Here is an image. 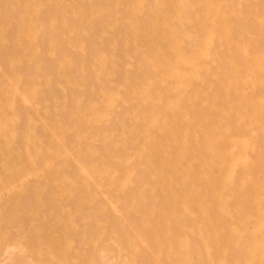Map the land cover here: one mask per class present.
<instances>
[{"label": "rangeland", "instance_id": "374dc122", "mask_svg": "<svg viewBox=\"0 0 264 264\" xmlns=\"http://www.w3.org/2000/svg\"><path fill=\"white\" fill-rule=\"evenodd\" d=\"M0 1V264H264V0Z\"/></svg>", "mask_w": 264, "mask_h": 264}, {"label": "bare ground", "instance_id": "6f19581e", "mask_svg": "<svg viewBox=\"0 0 264 264\" xmlns=\"http://www.w3.org/2000/svg\"><path fill=\"white\" fill-rule=\"evenodd\" d=\"M3 1H4V0H3ZM6 1H7V0H6ZM6 1H5V2H6ZM8 1H9V0H8ZM11 1H13V0H11ZM76 1H77V0H76ZM79 1H80V0H79ZM129 1H130V0H129ZM189 1H190V0H189ZM193 1H194V0H193ZM262 1H263V0H262ZM0 2H1V1H0ZM5 2H4V3H5ZM103 2H104V1H103ZM110 2H111V1H110ZM142 2H143V1H142ZM150 2H152V1L150 0ZM33 3H34V2H33ZM35 3H36V1H35ZM125 3H126V2H125ZM127 3H128V2H127ZM250 3H253V2H250ZM11 4H12V3H11ZM51 4H52V3H51ZM53 4H54V3H53ZM62 4H63V3H62ZM120 4H121V3H120ZM153 4H154V3H153ZM153 4H152V5H153ZM181 4H182V3H181ZM200 4H201V3H200ZM254 4H255V3H254ZM4 5H5V4H4ZM8 5H9V4H8ZM20 5H21V4H20ZM91 5H92V3H91ZM91 5H90V6H91ZM5 6H6V5H5ZM62 6H63V5H62ZM75 6H76V5H75ZM84 6H85V5H84ZM94 6H96V5H94ZM110 6H111V5H110ZM21 7H22V6H21ZM59 7H60V6H58V8H59ZM88 7H89V6H88ZM88 7H87V8H88ZM149 7H150V6H149ZM226 7H227V6H226ZM2 8H3V7H2ZM140 8H141V7H140ZM16 9H17V7H16ZM18 9H19V7H18ZM44 9H45V8H44ZM49 10H50V9H49ZM189 11H190V10H189ZM189 11H187V13H188ZM242 11H243V10H242ZM247 11H248V10H247ZM17 12H18V11H17ZM17 12H16V13H17ZM199 12H200V11H199ZM228 12H229V11H228ZM50 13H51V12H50ZM124 14H125V13H124ZM245 14H246V13H245ZM39 15H40V14H39ZM189 15H190V14H189ZM126 16H127V15H126ZM145 16H146V15H145ZM12 17H13V16H12ZM148 18H149V17H148ZM146 19H147V18H146ZM146 19H145V20H146ZM239 19H240V18H239ZM101 20H102V18H101ZM220 20H221V19H220ZM15 21H16V20H15ZM36 21H37V20H36ZM37 22H38V21H37ZM43 22H45V21H43ZM105 22H106V21H105ZM193 22H194V21H193ZM247 22H249V21H247ZM17 23H18V22H17ZM85 23H86V22H85ZM87 23H88V22H87ZM173 23H174V22H173ZM255 23H256V22H255ZM43 24H44V23H43ZM99 24H100V23H99ZM101 24H102V23H101ZM124 24H125V23H124ZM177 24H178V23H177ZM195 24H196V23H195ZM244 24H245V23H244ZM251 24H252V22H251ZM104 25H105V24H104ZM171 26H172V25H171ZM176 26H177V25H176ZM210 26H211V25H210ZM255 26H256V25H255ZM118 27H119V26H118ZM178 27H180V26H178ZM183 27H184V25H183ZM252 27H253V26H252ZM57 28H58V27H57ZM192 28H193V27H192ZM257 28H258V27H257ZM77 29H78V28H77ZM190 29H191V28H190ZM263 29H264V27H263ZM119 30H120V29H119ZM123 30H124V29H123ZM146 30H147V29H146ZM192 30H193V29H192ZM202 30H203V29H202ZM41 31H42V30H41ZM253 31H254V30H253ZM74 32H75V31H74ZM199 32H200V31H199ZM240 32H241V31H240ZM245 32H247V31H245ZM41 34H42V33H41ZM241 34H242V33H241ZM170 35H171V34H170ZM243 35H244V34H243ZM41 36H42V35H41ZM79 36H80V35H79ZM7 37H8V36H7ZM44 37H45V36H44ZM94 37H95V36H94ZM112 37H113V35H112ZM181 37H182V36H181ZM184 37H185V36H184ZM56 38H57V37H56ZM87 38H88V37H87ZM90 38H91V37H90ZM11 39H12V38H11ZM91 39H92V38H91ZM110 39H111V38H110ZM64 40H65V39H64ZM120 40H121V39H120ZM191 40H193V39H191ZM36 41H38V39H37ZM53 41H54V40H53ZM60 41H61V40H60ZM33 42H34V41H33ZM197 42H198V41H197ZM10 43H11V42H10ZM10 43H9V44H10ZM226 43H227V42H226ZM9 44H8V45H9ZM187 44H188V43H187ZM214 44H215V43H214ZM117 45H118V44H117ZM184 45H186V44H184ZM204 45H205V44H204ZM223 45H224V44H223ZM12 46H13V45H12ZM37 46H38V45H37ZM44 46H45V45H44ZM188 46H189V44H188ZM1 47L4 48V46H1ZM7 47H8V46H7ZM42 48H43V47H42ZM58 48H59V47H58ZM188 48H190V47H188ZM261 48H262V47H261ZM10 49H11V48H10ZM10 49H9V50H10ZM61 49H62V48H61ZM61 49H60V50H61ZM89 49H90V48H89ZM216 49H217V48H216ZM16 50H17V49H16ZM16 50H15V51H16ZM45 50H46V49H45ZM96 50H97V49H96ZM98 50H99V49H98ZM107 51H109V50H107ZM2 52H4V51H2ZM5 53H6V52H5ZM9 53H11V52H9ZM12 53H13V52H12ZM59 53H60V52H59ZM43 54H44V53H43ZM37 56H38V55H37ZM39 56H40V55H39ZM222 56H223V55H222ZM6 57H7V56H6ZM216 57H217V56H216ZM0 58L3 59V57H0ZM40 58H41V57H40ZM43 58H44V56H43ZM45 58H46V57H45ZM2 59H1V60H2ZM4 59H5V58H4ZM41 59H42V58H41ZM49 59H50V58H49ZM75 59H76V58H75ZM75 59H74V60H75ZM188 59H189V58H188ZM188 59H187V60H188ZM191 59H192V58H191ZM222 59H223V58H222ZM43 60H44V59H43ZM5 61H6V60H5ZM45 61H46V60H45ZM47 61H50V60H47ZM123 61H124V60H123ZM213 61H214V60H213ZM1 63L3 64L4 62H1ZM183 63H184V62H183ZM5 64H7V63H5ZM49 64H51V63L49 62ZM189 64H190V63H189ZM219 64H220V63H219ZM263 65H264V64H263ZM48 66H49V65H48ZM48 66H47V67H48ZM45 67H46V66H45ZM45 67H44V68H45ZM47 67H46V68H47ZM76 67H77V66H76ZM46 68H45V69H46ZM48 68H49V67H48ZM78 68H79V67H78ZM72 69H73V68H72ZM72 69H71V70H72ZM140 69H141V68H140ZM145 69H146V68H145ZM187 69H188V68H187ZM17 70H18V69H17ZM22 70H23V68H22ZM48 70H49V69H48ZM20 71H21V70H20ZM75 71H76V70H75ZM143 71H144V70H143ZM26 72H27V70H26ZM72 72H73V71H72ZM21 73H22V72H21ZM49 73H50V72H49ZM93 73H94V72H93ZM137 74H138V73H137ZM137 74H135V75H137ZM148 74H149V73H148ZM206 74H207V73H206ZM75 75H76V74H75ZM150 75H151V73H150ZM41 76H42V75H41ZM77 76H78V74H77ZM89 76H91V75H89ZM118 76H119V75H118ZM137 76H138V75H137ZM180 76H181V75H180ZM222 76H223V75H222ZM43 77H44V75H43ZM45 77H46V75H45ZM84 77H85V76H84ZM102 77H103V76H102ZM134 77H135V76H134ZM139 77H140V75H139ZM53 78H54V77H53ZM91 78H92V77H91ZM91 78H90V79H91ZM117 78H118V77H117ZM147 78H148V77H147ZM44 79H46V78H44ZM180 79H181V78H180ZM40 80H41V79H40ZM86 80H87V79H86ZM206 80H207V79H206ZM210 80H211V78L209 79V81H210ZM209 81H208V82H209ZM85 82H86V81H85ZM142 82H143V81H142ZM90 83H91V81H90ZM130 83H131V82H130ZM171 83H172V82H171ZM92 84H93V83H92ZM199 84H200V83H199ZM108 87H109V86H108ZM181 87H182V86H181ZM150 88H151V87H150ZM179 88H180V86H179ZM70 89H71V88H70ZM67 90H68V89H67ZM222 90H223V89H222ZM71 91H72V90H71ZM85 91H86V89H85ZM175 92H178V91H175ZM215 92H216V90H215ZM195 93H196V92H195ZM198 93H199V92H198ZM210 93H211V92H210ZM222 94H223V93H222ZM70 95H71V94H70ZM87 95H88V94H87ZM194 95H195V94H194ZM261 95H262V94H261ZM68 96H69V95H68ZM68 96H67V97H68ZM91 98H92V97H91ZM93 98H94V97H93ZM203 98H204V97H203ZM60 99H61V98H60ZM70 99H71V98H70ZM209 100H210V98H209ZM94 101H95V100H94ZM198 103H199V101H198ZM191 104H192V103H191ZM263 104H264V103H263ZM162 105H163V104H162ZM195 105H197V104H195ZM134 107H135V106H134ZM198 108H199V107H198ZM137 109H138V108H137ZM117 112H118V111H117ZM30 114H31V113H30ZM121 115H122V114H121ZM169 116H170V115H169ZM22 117H23V116H22ZM114 118H115V117H114ZM224 118H225V117H224ZM243 118H244V117H243ZM119 120H120V119H119ZM119 120H118V121H119ZM228 120H229V119H228ZM230 120H231V119H230ZM25 121H26V120H25ZM112 122H113V121H112ZM125 122H127V121H125ZM245 122H246V121H245ZM24 123H25V122H24ZM227 123H228V122H227ZM228 124H229V123H228ZM20 125H21V124H20ZM109 125H111V124H109ZM154 125H155V124H154ZM109 128H110V127H109ZM117 128H118V127H117ZM242 128H243V126H242ZM253 128H254V127H253ZM155 129H156V128H155ZM114 130H115V129H114ZM102 131H103V130H102ZM222 132H223V131H222ZM253 132H254V131H253ZM251 133H252V132H251ZM256 133H257V132H256ZM247 137H248V136H247ZM258 137H259V136H258ZM189 141H190V140H189ZM195 141H196V140H195ZM18 142H19V141H18ZM18 142H17V143H18ZM218 143H219V142H218ZM192 144H193V143H192ZM51 145H53V144H51ZM207 145H208V144H207ZM190 146H192V145H190ZM194 146H195V145H194ZM98 148H99V147H98ZM223 151H224V150H223ZM223 153H224V152H223ZM119 154H120V153H119ZM191 154H192V153H191ZM224 154H225V153H224ZM263 154H264V153H263ZM232 155H233V154H232ZM235 155H236V154H235ZM190 156H191V155H190ZM248 156H249V155H248ZM185 158H186V157H185ZM235 158H236V157H235ZM245 158H246V157H245ZM75 165H76V164H75ZM228 165H229V164H228ZM231 166H232V165H231ZM73 167H74V166H73ZM195 168H196V167H195ZM237 172H238V171H237ZM254 174H255V173H254ZM229 175H230V174H229ZM237 177H238V176H237ZM190 184H191V183H190ZM190 184H189V185H190ZM187 186H188V185H187ZM189 187H190V186H189ZM190 189H191V188H190ZM187 190H188V189H187ZM232 190H233V189H232ZM189 193H190V192H189ZM189 193H188V194H189ZM32 195H33V194H31L30 196H32ZM189 195H190V194H189ZM239 195H240V194H239ZM26 196H27V195H26ZM252 196H253V195H252ZM247 197H248V196H247ZM250 197H251V196H250ZM22 198H23V197H22ZM28 198H29V196H28ZM146 198H147V197H146ZM24 199H26V198H24ZM28 200H30V199H28ZM212 200H213V199H212ZM23 201H24L25 203H27V200H26V201L23 200ZM69 201H70V200H69ZM73 202H74V201H73ZM148 202H149V201H148ZM230 202H231V201H230ZM239 202H240V201H239ZM239 202H238V203H239ZM28 203H29V202H28ZM33 203H34V202H33ZM33 203H32V205H33ZM26 205H27V204H26ZM27 206H28V205H27ZM242 206H243V205H242ZM137 207H138V206H137ZM213 207H214V206H213ZM243 207H244V206H243ZM91 208H92V207H91ZM124 211H125V210H124ZM196 211H197V210H196ZM246 212H247V211H246ZM248 212H249V211H248ZM55 213L57 214V212H55ZM242 213H243V212H242ZM57 215H58V214H57ZM168 215H169V214H168ZM170 215H171V214H170ZM188 216H189V215H188ZM167 217H170V216H167ZM172 217H173V216H172ZM215 217H216V216H215ZM160 218H161V217H160ZM74 219H75V218H74ZM153 219H154V218H153ZM157 220H158V219H157ZM243 220H244V219H243ZM155 221H156V220H155ZM164 221H165V220H164ZM164 221H163V223H164ZM190 221H191V220H190ZM206 221H207V220H206ZM217 221H218V220H217ZM120 222H121V221H120ZM120 224H121V223H120ZM217 224H218V223H217ZM122 225H123V224H122ZM122 225H121V226H122ZM237 225H238V224H237ZM43 226H45V225H43ZM121 226H119V227H121ZM142 226H143V225H142ZM199 227H200V226H199ZM142 228H143V227H142ZM137 229H138V228H137ZM174 229H175V228H174ZM194 229H199V228H196V227H195ZM121 230H122V229H121ZM133 230H134V229H133ZM153 231H154V230H153ZM196 231H197V230H196ZM206 231H207V230H206ZM90 232H91V231H90ZM174 232H175V231H174ZM174 232H173V233H174ZM258 232H259V231H258ZM166 233H167V232H166ZM91 235H92V234H91ZM188 236H189V235H188ZM194 236H195V235H194ZM151 237H152V236H151ZM173 237H174V236H173ZM175 237H176V236H175ZM46 238H47V236H46ZM190 238H191V237H190ZM190 238H189V239H190ZM194 238H195V237H194ZM169 239H170V238H169ZM195 239H196V238H195ZM191 241H192V240H191ZM254 241H255V240H254ZM221 242H222V241H221ZM243 242H245V241H243ZM191 243H192V242H191ZM193 243H194V242H193ZM30 244H33V243H30ZM154 244H155V243H154ZM198 244H199V243H198ZM172 245H173V244H172ZM194 245H195V244H194ZM31 246H32V245H31ZM118 246H119V245H118ZM200 246H201V245H200ZM232 246H233V245H232ZM242 246H243V245H242ZM195 247H196V246H195ZM202 247H203V246H202ZM245 247H246V246H245ZM239 248H240V247H239ZM209 250H210V249H209ZM230 250H231V249H230ZM165 251H166V250H165ZM200 251H201V250H200ZM204 251H205V250H204ZM214 251H215V250H214ZM116 252H117V251H116ZM166 252H167V251H166ZM176 252H178V251H176ZM233 252H234V250H233ZM238 252H239V251H238ZM204 253H205V252H204ZM204 253H203V255H204ZM228 253H229V252H228ZM231 253H232V252H231ZM102 254H103V253H102ZM201 255H202V254H201ZM227 255H228V254H227ZM234 256H235V255H234ZM105 257H106V256H105ZM99 258H100V257H99ZM229 258H230V257H229ZM229 258H228V259H229ZM241 258H242V257H241ZM246 258H247V257H246ZM103 259H104V258H103ZM192 259H194V257H192ZM202 259H203V258H202ZM200 260H201V259H200ZM226 260H227V259H226ZM226 260H225V261H226ZM164 263H165V262H164ZM208 264H209V263H208ZM229 264H230V263H229Z\"/></svg>", "mask_w": 264, "mask_h": 264}]
</instances>
